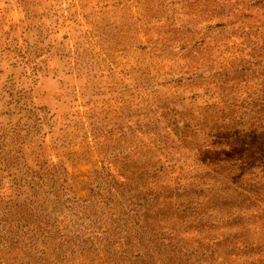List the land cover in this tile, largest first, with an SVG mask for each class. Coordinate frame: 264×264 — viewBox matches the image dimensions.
<instances>
[{"label": "rangeland", "instance_id": "1", "mask_svg": "<svg viewBox=\"0 0 264 264\" xmlns=\"http://www.w3.org/2000/svg\"><path fill=\"white\" fill-rule=\"evenodd\" d=\"M0 264H264V0H0Z\"/></svg>", "mask_w": 264, "mask_h": 264}]
</instances>
